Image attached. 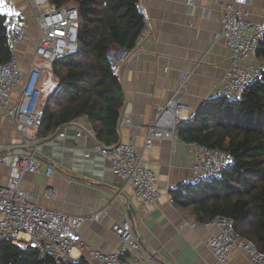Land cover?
Listing matches in <instances>:
<instances>
[{
    "label": "crops",
    "instance_id": "1",
    "mask_svg": "<svg viewBox=\"0 0 264 264\" xmlns=\"http://www.w3.org/2000/svg\"><path fill=\"white\" fill-rule=\"evenodd\" d=\"M217 1L193 0L191 5L187 0H139L138 3L144 17L142 41L138 52L131 54L117 73L123 103L116 140L110 145L130 141L143 165L154 172L161 192L154 204L135 200L132 187L114 174L107 159L93 152L104 143L97 139L96 126L87 116L74 118L49 132L30 131L29 136L35 140L32 144L24 141L0 104V156L8 152L31 153L39 162L38 171L24 173L20 181V187L32 195L34 203L71 216L102 212L98 222H87L80 229L83 241L89 246V251L80 258L89 264H97L91 252L111 253L122 247L110 229L113 223L121 222L131 225L142 264H219L206 246L208 238L216 232L215 227H205L193 210L176 208L168 193L192 182L191 146L177 137L155 140L149 149L144 148L146 130L157 108L165 105L177 88L181 73L189 74L185 102L192 112L219 96L217 91L229 66V51L223 41L214 40V34L220 30L225 12L220 4L233 0ZM5 2L10 3L27 26L26 40L16 49L25 74L34 58L37 23L29 0H0ZM238 7L247 11L250 19L260 21L264 0H248L247 5ZM259 61L254 57L241 65ZM37 62L44 71L39 82L42 108L58 80L51 64ZM50 109L55 111L56 107L52 105ZM126 120H130V126L122 125ZM48 167L53 170L51 175L46 173ZM10 172L8 165L0 164V184L7 182ZM47 190H52L53 196H48ZM225 264L250 262L245 254L236 252Z\"/></svg>",
    "mask_w": 264,
    "mask_h": 264
},
{
    "label": "built area",
    "instance_id": "2",
    "mask_svg": "<svg viewBox=\"0 0 264 264\" xmlns=\"http://www.w3.org/2000/svg\"><path fill=\"white\" fill-rule=\"evenodd\" d=\"M29 1L38 27V38L33 61L25 74L16 49L26 40L27 26L19 20L9 2L0 3V15L4 17L10 53L9 60L0 64V104L24 141L34 144L35 140L29 136V132H36L42 121L39 82L44 73L37 60L52 64L61 56L76 51L79 17L74 5L53 8L48 0ZM210 1L219 3L217 0ZM192 3L193 0H187L188 5ZM247 4L248 0L220 4L225 12L220 20V30L214 34V40L223 41L229 51V66L217 91L220 96L240 97L247 87L264 74L262 60L253 65H241L243 61L256 57L259 42L264 37V11L260 21H254L247 11L236 8ZM43 6H49L50 11L40 14L39 9ZM141 41L140 34L132 52L116 46L107 51L106 62L115 74L131 54L138 52ZM188 80L189 74L181 73L178 86L170 99L157 108L155 118L146 130L145 149H149L155 140L177 138L180 123L194 118V112L185 102ZM122 125L130 126V120ZM188 144L194 158L192 182L220 179L234 161L219 149L195 142ZM93 152L107 159L114 174L132 187L135 200L145 205L158 201L161 192L156 186V176L143 165L130 141L115 145L100 144ZM88 156L89 154H85V157ZM0 164L8 165L11 169L7 182L0 184V243L9 242L22 249L31 248L38 253L39 259H50L53 264L76 261L83 252L89 251V246L80 235V229L87 222H98L102 212L71 216L37 206L32 195L20 187L24 173H35L39 168L37 158L31 153L8 152L0 156ZM52 171L50 167L46 169L48 175ZM47 195L53 196L52 190H47ZM203 225L214 226L216 229L206 241V246L219 264H225L236 252L245 254L250 264H264V253L253 242L238 236L230 219L217 217ZM110 229L120 240L122 247L111 253L91 252L93 260L97 264H142L137 255L139 245L131 225L128 222L113 223Z\"/></svg>",
    "mask_w": 264,
    "mask_h": 264
},
{
    "label": "trees",
    "instance_id": "3",
    "mask_svg": "<svg viewBox=\"0 0 264 264\" xmlns=\"http://www.w3.org/2000/svg\"><path fill=\"white\" fill-rule=\"evenodd\" d=\"M139 0H48L53 8L74 5L78 12L77 49L52 63L58 83L42 106L38 130L46 132L79 116L96 126L99 141L116 140L123 103L122 86L106 62L113 47L132 52L144 28ZM256 57L264 62V37ZM10 58L8 33L0 15V64ZM56 110H51V106ZM178 137L186 143L224 151L233 163L220 179L182 184L169 190L172 204L193 210L198 220L232 221L235 233L264 253V74L237 98L215 96L182 121ZM0 264H53L38 253L9 242L0 243ZM63 264H89L83 257Z\"/></svg>",
    "mask_w": 264,
    "mask_h": 264
},
{
    "label": "rangeland",
    "instance_id": "4",
    "mask_svg": "<svg viewBox=\"0 0 264 264\" xmlns=\"http://www.w3.org/2000/svg\"><path fill=\"white\" fill-rule=\"evenodd\" d=\"M39 11H40V14H45V13L50 11V7L49 6H43L39 9Z\"/></svg>",
    "mask_w": 264,
    "mask_h": 264
},
{
    "label": "water",
    "instance_id": "5",
    "mask_svg": "<svg viewBox=\"0 0 264 264\" xmlns=\"http://www.w3.org/2000/svg\"><path fill=\"white\" fill-rule=\"evenodd\" d=\"M47 141H49V140H45V142H47Z\"/></svg>",
    "mask_w": 264,
    "mask_h": 264
}]
</instances>
